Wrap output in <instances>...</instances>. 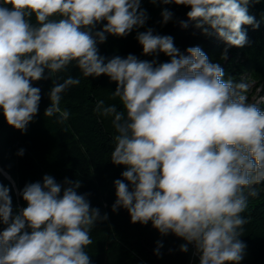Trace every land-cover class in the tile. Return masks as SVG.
Returning <instances> with one entry per match:
<instances>
[{"label":"clouds","instance_id":"obj_1","mask_svg":"<svg viewBox=\"0 0 264 264\" xmlns=\"http://www.w3.org/2000/svg\"><path fill=\"white\" fill-rule=\"evenodd\" d=\"M150 2L190 8L188 21L226 44L221 60L228 48L247 43L243 25L259 27L249 14L259 0ZM161 17L167 24L174 13L163 8ZM148 20L141 0H0V110L9 126L26 133L42 99L34 82L50 79L44 116H58L62 124L70 115L60 107L62 94L81 80L69 75L59 82L54 74L74 64L85 78L109 77L123 110L100 100L94 112L111 118L110 161L125 167L113 181L112 212L123 208L131 223L150 222L162 237L182 239L180 251L193 246L199 264H240L248 223L242 213L264 184V111L247 102L248 85L224 79L220 63L201 47L182 53L172 36L151 27L139 31ZM133 31L142 55L163 53L169 61L100 54L109 35ZM81 186L79 179L57 182L45 174L19 190L26 207L14 213L11 188L0 183V224L6 226L0 264H91V229L109 216L91 205L89 193L78 192ZM162 247L157 241V256Z\"/></svg>","mask_w":264,"mask_h":264},{"label":"trees","instance_id":"obj_2","mask_svg":"<svg viewBox=\"0 0 264 264\" xmlns=\"http://www.w3.org/2000/svg\"><path fill=\"white\" fill-rule=\"evenodd\" d=\"M141 7L147 10L149 20L144 31L151 27L160 35H170L175 46L184 52L192 46H199L213 63H220L224 69V79L233 78L236 82L251 80L256 87L264 90V0L250 4V15L259 23L258 28L243 25L247 33V43L243 47H230L227 60L221 55L227 47L215 33L205 35L188 21L186 13L190 8L183 5H153L150 0H141ZM168 8L174 18L162 24L161 11ZM34 21V18H33ZM180 21L188 23L187 28L180 26ZM102 27V25H99ZM100 54L111 58L126 57L134 54L140 59L153 60L157 63L169 61V57L160 53L158 56L142 55V47L136 39V31L126 37L109 35L105 43L99 45ZM80 77V84L62 94L60 107L70 115L62 124L58 116L45 117L49 106L47 93L51 80L34 82L40 87L42 99L39 112L27 126L26 133L9 126L0 110V183L11 188L13 212L26 207V202L18 194L27 183L42 181L45 174L52 175L57 182L64 178L79 179V193H89L93 207H98L101 214L108 213L106 222L97 223L91 229L93 243L86 248L91 264H199V256L193 246L187 252L180 251L185 243L172 234L162 237L151 223L141 225L131 223L127 210L120 208L113 213L111 205L116 199L113 181L120 179L124 166L113 165L110 161L112 138L116 134L110 117H101L94 108L97 101L105 105L116 104L122 109L119 98H113L116 83L109 77L85 78L75 65L67 71L54 74L62 82L67 76ZM264 111V100L257 105ZM20 149L24 154L18 155ZM259 195L250 198L244 213L248 223L240 237L249 250V256L240 264H264V184L257 186ZM6 226L0 224V231ZM157 241L163 244L160 255L155 254Z\"/></svg>","mask_w":264,"mask_h":264},{"label":"rangeland","instance_id":"obj_3","mask_svg":"<svg viewBox=\"0 0 264 264\" xmlns=\"http://www.w3.org/2000/svg\"><path fill=\"white\" fill-rule=\"evenodd\" d=\"M249 13H250V8H249ZM245 83L248 85V89L245 94L247 98V102L255 103L256 105H258L260 101L264 100V90L258 86L256 87L255 82L251 80H245ZM248 256H249V250L248 248H246V255L242 261L247 259Z\"/></svg>","mask_w":264,"mask_h":264}]
</instances>
